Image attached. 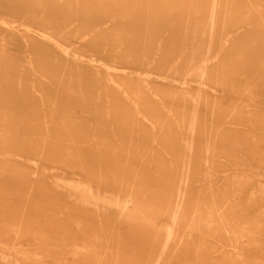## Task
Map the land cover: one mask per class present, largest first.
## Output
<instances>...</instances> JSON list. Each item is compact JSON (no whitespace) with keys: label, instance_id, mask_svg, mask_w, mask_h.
I'll use <instances>...</instances> for the list:
<instances>
[{"label":"rangeland","instance_id":"obj_1","mask_svg":"<svg viewBox=\"0 0 264 264\" xmlns=\"http://www.w3.org/2000/svg\"><path fill=\"white\" fill-rule=\"evenodd\" d=\"M0 264H264V0H0Z\"/></svg>","mask_w":264,"mask_h":264},{"label":"bare ground","instance_id":"obj_2","mask_svg":"<svg viewBox=\"0 0 264 264\" xmlns=\"http://www.w3.org/2000/svg\"><path fill=\"white\" fill-rule=\"evenodd\" d=\"M215 8V7H214Z\"/></svg>","mask_w":264,"mask_h":264}]
</instances>
